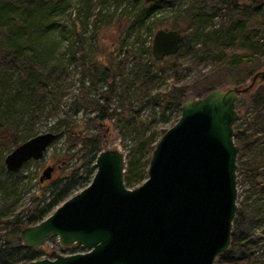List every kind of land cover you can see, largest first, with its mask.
<instances>
[{
	"label": "trees",
	"instance_id": "16d2710c",
	"mask_svg": "<svg viewBox=\"0 0 264 264\" xmlns=\"http://www.w3.org/2000/svg\"><path fill=\"white\" fill-rule=\"evenodd\" d=\"M105 1L76 0L75 16L68 29L58 22V17L68 12L74 0H0V264H22L39 258L35 249L21 244L19 230L42 220L70 195L75 185L92 176L94 166L91 163L99 147L103 148L105 136L113 124L122 136H129L131 143L125 160L124 185L132 188L146 177L150 152L165 129L156 131L154 118H139V110L146 105L153 107L161 103L162 108L176 111V120L180 104L188 97V87L177 85L181 69L189 70L204 57L215 63L210 72L196 75L192 96L198 97L221 81L215 76L225 77L232 70L245 71L253 64L264 66V0H166L152 3L125 0L127 10L123 7L110 15L97 10L93 26L95 21H101L102 26L111 25L112 30L122 32L125 38L132 35L131 46L134 42L140 44L135 47L137 54L132 57L129 67H124L128 50L119 60L115 58L114 46L108 53H100L99 58L82 53L85 39L78 28L84 25L91 5ZM166 5L174 12L171 29L179 32L180 41L175 54L157 61L151 56L150 45L141 47L140 33L143 28L151 27L150 19L156 10ZM216 15L219 22L212 24ZM60 39L67 43L68 63L80 69L79 96L91 112V116L81 123L84 127H94L100 134L82 133L80 121L72 119L68 110L56 116L61 103L56 72L60 73V60L55 58ZM142 52L144 56H141ZM186 55H190L191 60L182 67L181 58ZM163 70L172 75V82L167 90L158 92L157 80L162 79L160 73ZM260 70L251 72L249 78ZM238 80L234 85L244 84ZM258 83L261 81L242 93L248 98L254 115L247 117L241 113L240 106L236 107L238 118L232 126L233 141L238 145L236 159L242 156L243 178L255 185L253 191L257 196L248 210L236 209L231 227L247 218L251 232L235 235L232 231L228 247L215 258L214 264H264V251L258 253L254 248L264 234V214L259 208L260 202L264 203L261 200L264 199V87L258 86L253 91ZM132 92L137 97L135 103ZM112 98L117 99L118 104L110 107ZM49 115L57 118L47 130L59 133L56 138L63 135L69 147L55 159V163L66 170L46 185L38 183L40 193L31 208L15 211L21 191L19 173L26 162L17 171L8 172L3 166L2 151L9 152L20 142L36 135V124ZM72 147L75 150L70 153ZM246 154H250L249 159H244ZM71 155L75 157L69 163ZM262 227L263 233H260Z\"/></svg>",
	"mask_w": 264,
	"mask_h": 264
},
{
	"label": "water",
	"instance_id": "95a60500",
	"mask_svg": "<svg viewBox=\"0 0 264 264\" xmlns=\"http://www.w3.org/2000/svg\"><path fill=\"white\" fill-rule=\"evenodd\" d=\"M179 41L176 29L155 30L151 56L159 61L175 54ZM260 81L264 69L247 84L214 87L183 100L175 122L154 143L146 177L132 188L123 183L124 154L117 148L98 150L88 184L18 232L29 248L56 237L60 248L83 251H51L22 264H214L228 247L236 211L237 94ZM58 135L46 131L20 142L4 155L5 170L39 160ZM51 170L46 166L38 181L48 179Z\"/></svg>",
	"mask_w": 264,
	"mask_h": 264
},
{
	"label": "rangeland",
	"instance_id": "374dc122",
	"mask_svg": "<svg viewBox=\"0 0 264 264\" xmlns=\"http://www.w3.org/2000/svg\"><path fill=\"white\" fill-rule=\"evenodd\" d=\"M75 1L72 5H70L68 12L58 17V22L65 24V26L69 29L71 27V21L74 18L75 14ZM178 1V0H177ZM180 1V0H179ZM125 0H106L104 3L96 2L91 5L89 15L87 19L84 21V25L79 29L81 31V35L84 37V45L82 53L90 54V56L93 54L94 58H99L100 53L102 52H109L110 48L113 46L116 48L115 52H117V55H115V58L119 60L121 56L124 54L125 50H128L127 53V59L124 61V67H129L132 57H134L137 54V49H135L136 46L140 44H136L134 42L133 46H131V43L133 42V37L130 35L129 37H124V34L122 32H117L111 29L107 26H102L101 21H95V26H93V18L96 16V11L100 10V13H104L106 15H110L111 13L115 12L118 13L120 9L125 7L127 10V4ZM116 8V9H115ZM174 12L172 10V7L166 5L158 10H156L154 16L152 19H150L151 27L150 33H148L147 28H143L140 33V39L143 40V44H141V47H146V45H150L152 33L157 28H164V29H171L172 25L174 24L173 16ZM82 19V18H79ZM219 22V16L216 15L212 18V24H217ZM113 24V23H111ZM96 27V28H95ZM93 35V37H92ZM120 43H122V46H120ZM66 41L64 39H60L58 43V47L56 49L55 58L60 62V73L57 72L59 83V90L60 93V104L58 105L56 116H60L61 112L63 110H68L71 113V118L74 119L76 122L80 121V125L82 126L81 132H88L90 134H100L94 127L87 126L84 127V123L81 121L84 120L87 116H91V112L88 111V109L83 104L78 91V78L80 76V69L79 67H74L67 61V53L65 51L66 47ZM113 47V48H114ZM141 56H144L145 53L142 52ZM189 60V61H188ZM191 60L190 55H186L185 57L181 58L182 64L181 66H185L186 64H189ZM255 61V60H254ZM253 62V61H252ZM251 62V63H252ZM213 62L209 60V58H202L198 61L197 65L194 67H191L189 70L181 69L179 73V80L177 82L178 86H187V93L188 97L191 98L195 86L193 89V81L196 78V75L201 72H210L214 67ZM250 64V63H249ZM61 67H64L65 70ZM247 69L245 71H236L232 70L229 72L225 77H219L215 76L217 79L221 80L215 87H221L224 88L226 86L234 85L236 83V79H239L238 81L243 82L245 84L249 81V75L251 72H254L259 69H264V66H256V65H249L246 67ZM250 69H254L252 71H249ZM249 73V74H248ZM160 78L157 80V88L158 92L165 91L169 88L171 82H172V75L169 74L166 70H163L160 73ZM86 78V76H84ZM262 83V84H261ZM258 83L257 86L254 88L253 91H256L258 86L264 87V83L261 82ZM97 87H99V84H97ZM252 91V92H253ZM133 93V102L136 101L137 97H135V93ZM136 99V100H135ZM237 103L235 104V107H241V113L243 115H246L247 117L250 115H254V109L250 106L249 100L247 97H245L242 93L237 94ZM135 103V102H134ZM110 107L117 105L118 100L115 98H112L110 100ZM163 113V114H162ZM56 116L49 115L46 120L43 122L36 124V128L38 130V133L46 132L49 126L52 125V123L57 118ZM177 116V113L175 110H170L169 108L164 109L162 108V104H156L153 107L144 106L139 110L138 117L142 119H150L154 118V128L156 131L159 129H167L170 127L175 121V118ZM160 133V132H159ZM105 142L103 144V148L99 147V149L104 148H117L120 150L126 160L127 155V149L131 145L129 142V136L125 134L122 136L120 134L118 128L113 124L111 127L110 132L107 136H105ZM67 144L64 142V136L61 135L58 138H55L47 147L46 150L43 153L42 158L39 160H29L26 162L25 166L20 170L19 176L21 177V191L19 195V200L16 204L15 211L19 210H26L28 208H31L35 202L38 200L37 195L40 193V190L38 188V183H43V185H46L50 179L60 177L62 173L66 170V168L62 167L61 164L55 163V159L58 158L59 154L61 152H66V149H68ZM75 150V147H72L69 149V152L72 153ZM3 156L7 153L5 151H2ZM96 153V152H95ZM75 155H71L68 162H72L74 160ZM249 159L250 154H246V157L244 156V159ZM242 156L240 155L238 159L235 160L236 163V178H237V184H236V209L245 211L248 210L250 206H253V199L257 196L256 192L253 191V186L251 183L249 184L246 179L243 178L242 175ZM93 165V161L91 163ZM46 166H52V170L50 171V177L48 179H43L42 182L38 181L39 176L42 173V170ZM64 168V169H63ZM64 170V171H63ZM91 176L86 177L85 181H83L80 184L75 185V187L70 192V195L74 194L81 188H83V184L87 185L90 181ZM47 195V192H45L44 196ZM245 196L247 198L245 199ZM264 202V199H261ZM61 203V202H60ZM58 203V204H60ZM57 204V205H58ZM56 205V206H57ZM55 206V207H56ZM54 207V208H55ZM52 208V209H54ZM248 208V209H247ZM259 208L263 210L264 214V203L259 205ZM250 225L249 220L245 218L244 220L240 221L235 227H231V232L234 231L235 235L237 233H243L247 234V232L250 231ZM264 227V226H263ZM263 227L258 231L260 233H263ZM261 241L257 242L254 245V248H256L258 253H261L264 251V234H261ZM69 247V248H68ZM64 249L60 248L57 244V238L56 237H49L46 239V241L39 247L34 248L37 253H39V257H48L45 255H49L51 251H55L61 254H68L73 253L77 251H81L79 249H75L73 245H70ZM77 250V251H75ZM44 255V256H43Z\"/></svg>",
	"mask_w": 264,
	"mask_h": 264
},
{
	"label": "flooded vegetation",
	"instance_id": "af4514ba",
	"mask_svg": "<svg viewBox=\"0 0 264 264\" xmlns=\"http://www.w3.org/2000/svg\"><path fill=\"white\" fill-rule=\"evenodd\" d=\"M248 119V118H247ZM69 248V247H68ZM68 248H66V249H68ZM74 248L75 249H79V250H81V251H77V250H75V251H77V252H82L83 251V249L80 247V246H74ZM73 253H76V252H73ZM69 254H72V253H69ZM44 256V255H43ZM45 256H48V255H45Z\"/></svg>",
	"mask_w": 264,
	"mask_h": 264
}]
</instances>
